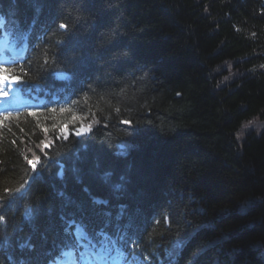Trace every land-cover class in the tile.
Here are the masks:
<instances>
[{
    "label": "trees",
    "instance_id": "trees-1",
    "mask_svg": "<svg viewBox=\"0 0 264 264\" xmlns=\"http://www.w3.org/2000/svg\"><path fill=\"white\" fill-rule=\"evenodd\" d=\"M0 14L5 52L25 49L1 65L57 95L39 118L0 115V264H47L69 220L97 237L121 205L105 230L129 259L264 264V0H0ZM74 116L91 130L54 134Z\"/></svg>",
    "mask_w": 264,
    "mask_h": 264
},
{
    "label": "snow or ice",
    "instance_id": "snow-or-ice-1",
    "mask_svg": "<svg viewBox=\"0 0 264 264\" xmlns=\"http://www.w3.org/2000/svg\"><path fill=\"white\" fill-rule=\"evenodd\" d=\"M59 27H60L61 29H65V30L68 29V25H67V24H63V23L60 24ZM74 34H75L74 31H73V32H69V36H70V37H71L72 35H74ZM70 42H71V40L69 39V41H65V42H63V43H57L56 48H59V49H60V53H59V54H60L61 56L63 55L64 50L67 49V47H68V45L70 44ZM20 80H21V77H20V76L10 74V73L8 72V69H7L5 66L0 65V89H2L3 86L9 85V84H11V83L19 82ZM60 110L63 112V111H66L67 109H65V108H61ZM41 111H43V108H42V107H41V108H38V109H36V110L31 111L29 114H30L32 117L39 118V112H41ZM51 111L55 112L56 109H55V108H52ZM9 115H10V114H9ZM75 119H77V117L74 116V117H73V120H75ZM125 122L127 123V121H125ZM0 124H2V121H0ZM43 132L48 133V132H49V128H48L47 126H44V127H43ZM54 134H55V135H58L59 137H63V138H65V139H67V137H68L69 135H77V136H78V135H81L82 133H81V130H80V129H76L75 131H73V130H71V129L69 128V125H68V124H63V125L58 129V131H54ZM46 147H47V145H46ZM121 147H123V146H121ZM29 163L32 164L33 168L36 167V165H35V163H34L33 161L30 160ZM60 167H61V171L59 172V176H60L61 179H63V178H64V166L61 165ZM71 171H72V173H73L74 175H77L78 172H79L80 170H79L78 168H76L75 165H73ZM112 175H113V174H112L111 172H106V173L104 174V176H103L104 181H105V182H111ZM77 178L79 179V177H77ZM124 180H125V177H124L123 175H121V176L119 177V181H118V182H113V183H112L113 188H114L116 191H119V190L123 187V183H122V182H123ZM21 187L23 188V185H21ZM88 191H89L88 188H84V192H85V193H88ZM59 195H60L61 197L64 198V202H65V203H64V207L67 208V207H71V206H73V205H76L77 208L80 207V205H78L77 202H76L75 200H73L72 198L66 196L65 193H64L63 191H61V192L59 193ZM89 195H91V194L89 193ZM93 202H94L95 204H97V205L107 204V201H106V200H101V199H99V198H93ZM11 207H12V202H10V201H9V202H6L4 208H3V209H0V211H6V210H8V209L11 208ZM120 208H121L120 213L115 217V220H116V223H115V224L112 223V220H111V213H110V212L104 214L105 216L109 217V219L106 220L105 223H104V229H109V228H111L114 232L119 233V231H120V229H121L120 221H121V218H122V216H123V208H124V206L121 205ZM71 214H72V213H70V215H71ZM0 219H3V217H0ZM20 247H21V248H24L25 245L21 244ZM20 264H27V262L24 261V260H21V261H20Z\"/></svg>",
    "mask_w": 264,
    "mask_h": 264
},
{
    "label": "rangeland",
    "instance_id": "rangeland-1",
    "mask_svg": "<svg viewBox=\"0 0 264 264\" xmlns=\"http://www.w3.org/2000/svg\"><path fill=\"white\" fill-rule=\"evenodd\" d=\"M6 40H7L6 38H2L0 40V47L6 46ZM3 59H6V57L5 56H0V60H3ZM7 88H8L7 92L5 91L6 94L2 95L3 97L7 96V98H13V102H15V103L22 102L23 99H21L20 97L14 98V95L16 93H19L20 94V92L17 90V88H16V86L14 84H11L10 87L3 86L2 89H7ZM8 102L9 101H4L3 104H0V109H6L4 111H7ZM76 117H77V119L74 120V123L76 124L75 125L76 128L74 129V131L76 129H80L81 130V133H82L81 135L88 133L91 130V128L86 123H84V117H82V116H76ZM263 127H264V124L262 126H260L259 129H263ZM118 260L121 261L119 263V264H121L122 263V260L121 259H118Z\"/></svg>",
    "mask_w": 264,
    "mask_h": 264
}]
</instances>
